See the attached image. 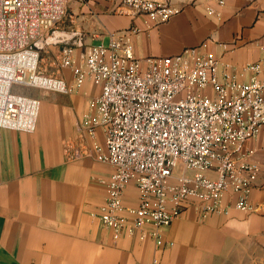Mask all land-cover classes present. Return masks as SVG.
<instances>
[{"label":"built area","instance_id":"built-area-1","mask_svg":"<svg viewBox=\"0 0 264 264\" xmlns=\"http://www.w3.org/2000/svg\"><path fill=\"white\" fill-rule=\"evenodd\" d=\"M68 2L0 0V128L35 131L41 99L14 91V85L69 93L71 86L60 75L68 69L77 86L91 81L101 88L91 102L94 115H85L79 126L93 138L92 146L69 144L66 154L113 167L100 179L106 196L99 217L114 239L150 238L163 246L165 229L191 203L203 218L232 209L264 211L251 200L260 165L255 149L247 146L264 126V53L246 65L247 81L231 64L222 72L220 59L205 43L177 55L140 58L128 34L112 32L106 43L105 35L93 33L100 42L79 55L87 35L59 29ZM121 2L130 12L160 22L180 10L166 0ZM202 2L208 14L220 16L228 0ZM52 44L61 46L46 73L40 61ZM131 184L139 192L135 206L124 200ZM227 195L235 201L225 202Z\"/></svg>","mask_w":264,"mask_h":264},{"label":"crops","instance_id":"crops-1","mask_svg":"<svg viewBox=\"0 0 264 264\" xmlns=\"http://www.w3.org/2000/svg\"><path fill=\"white\" fill-rule=\"evenodd\" d=\"M166 1L180 8L170 19L132 12L112 19L110 31L128 34L140 58L177 55L205 43L220 59L222 72L231 64L241 80L250 79L246 65L264 53V0H228L220 16L208 14L202 0ZM98 42L87 37L78 54ZM57 46H50L48 60ZM60 75L72 90L41 95L35 131L0 128V264H264V211L232 209L203 218L191 203L165 229L163 246L150 238L114 239L99 217L106 196L100 179L113 167L66 154L69 144L92 146L93 138L79 126L85 115H94L91 102L101 88L91 81L77 86L68 69ZM96 137L103 145L101 128ZM247 146L255 149L260 165L251 200L264 205V126ZM124 200L138 204L134 184ZM234 201L235 196L225 197Z\"/></svg>","mask_w":264,"mask_h":264},{"label":"rangeland","instance_id":"rangeland-1","mask_svg":"<svg viewBox=\"0 0 264 264\" xmlns=\"http://www.w3.org/2000/svg\"><path fill=\"white\" fill-rule=\"evenodd\" d=\"M66 12L63 21L59 25V29L67 32L81 30L88 38H91L93 33L110 34L112 32L110 31L112 30L110 23L112 19L124 17L132 13L122 5L121 0H69ZM108 41L109 38L106 39V43ZM50 46L42 53L40 61L41 70L46 73L50 72L48 70L50 67L48 66V57L53 53ZM13 90L31 94L39 99H41L42 94L47 93L44 89L29 88L21 85H14ZM174 172L177 175L182 173V164L180 161L175 167Z\"/></svg>","mask_w":264,"mask_h":264}]
</instances>
